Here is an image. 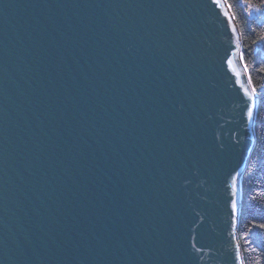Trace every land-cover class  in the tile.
Returning <instances> with one entry per match:
<instances>
[{
    "label": "water",
    "instance_id": "water-1",
    "mask_svg": "<svg viewBox=\"0 0 264 264\" xmlns=\"http://www.w3.org/2000/svg\"><path fill=\"white\" fill-rule=\"evenodd\" d=\"M225 6L0 0V264H242Z\"/></svg>",
    "mask_w": 264,
    "mask_h": 264
},
{
    "label": "trees",
    "instance_id": "trees-1",
    "mask_svg": "<svg viewBox=\"0 0 264 264\" xmlns=\"http://www.w3.org/2000/svg\"><path fill=\"white\" fill-rule=\"evenodd\" d=\"M242 41L241 53L248 65V72L259 89L264 86V12L241 13L237 6L232 9ZM250 26L252 31L246 29ZM253 130L256 145L249 158V164L242 177V195L237 225V237L241 246L244 264H264V167L257 163V154L264 155V93L257 98Z\"/></svg>",
    "mask_w": 264,
    "mask_h": 264
},
{
    "label": "snow or ice",
    "instance_id": "snow-or-ice-1",
    "mask_svg": "<svg viewBox=\"0 0 264 264\" xmlns=\"http://www.w3.org/2000/svg\"><path fill=\"white\" fill-rule=\"evenodd\" d=\"M214 3H216L218 6L221 3H226V6L228 9L232 10L235 7H239L241 10V13L247 11L249 14H251L252 11H262L264 12V0H213ZM225 16L227 17L228 20V25L227 27L230 28V32H231V37L230 40L235 38L238 41V37L236 36L237 33V29L236 27L232 24V17L228 15V13H225ZM246 29L248 31H252L250 26L246 25ZM261 39H264V37H261ZM241 59V63L243 64L244 67V71L246 74V80H247V84L246 86L242 85V90L244 93V96L241 97L242 100V105H243V114L248 118V120H253V119H257L259 117V114L256 113L255 108V101L258 98V96L261 93H264V86H261V88L259 89V92L257 90V87L253 81V78L251 76V74L248 72V65L247 63L244 61V56L243 53H241L240 56ZM229 62H231L229 60ZM238 77L241 75L240 73L236 74ZM239 83V81H238ZM246 109V110H244ZM261 127L264 128V120H261ZM257 163L261 166L264 167V155H260L259 153L257 154ZM239 176V173H237V175L235 176H231V188H232V194L230 196V216L232 217V222L235 224L237 222L238 216L239 214L242 212V210L240 208H238V202L236 199V195L238 194V190H237V177ZM194 211V209H193ZM200 219L202 220L203 217H200ZM191 223V222H190ZM259 227L264 228V224L259 225ZM191 231V229L189 230ZM187 235L185 236V240L187 241ZM193 239H195V237H193ZM193 248H195V244L192 245ZM197 251H200V249H197ZM239 252H237L236 256L237 259L239 258Z\"/></svg>",
    "mask_w": 264,
    "mask_h": 264
},
{
    "label": "bare ground",
    "instance_id": "bare-ground-1",
    "mask_svg": "<svg viewBox=\"0 0 264 264\" xmlns=\"http://www.w3.org/2000/svg\"><path fill=\"white\" fill-rule=\"evenodd\" d=\"M226 8H227V6H225ZM228 9V8H227ZM228 12H229V15L233 18L232 20H233V23H234V25H235V27H236V25H237V22H236V19H234V16H233V12H232V10H230V9H228ZM237 28H238V26H237ZM236 28V29H237ZM237 33H238V41H239V39H240V41H241V36H240V30L238 31L237 30ZM239 43V42H238ZM238 51H241V49L240 50H238ZM245 72V71H244ZM256 104H257V99H256ZM255 104V105H256ZM255 111H256V108H255ZM253 123H254V120H253ZM252 128H253V126H252ZM254 134H255V132H254ZM255 145H256V143H255ZM254 148H255V146H254ZM253 148V149H254ZM252 153H253V150H252ZM252 155V154H251ZM250 158V157H249ZM249 162V159H248V161H246V166H245V169H244V171L241 173V171L239 170L237 173H239V176L237 177V190H238V194L236 195V199H237V202H238V208H240V204H241V195H242V186H241V182H242V177H243V173L246 171V168H247V166H248V163ZM237 173L236 174H234V175H237ZM238 218H239V216H238ZM238 220V219H237ZM238 223H239V220L237 221V225H238ZM237 225H236V228H235V231H236V229H237ZM236 236H237V231H236ZM237 240H238V237H237ZM238 242H239V240H238ZM239 245H240V242H239ZM240 252H241V246H240ZM242 264H244V261H243V254H242Z\"/></svg>",
    "mask_w": 264,
    "mask_h": 264
}]
</instances>
